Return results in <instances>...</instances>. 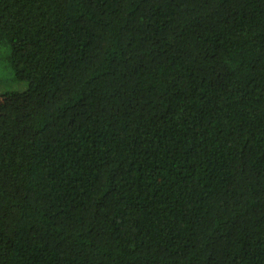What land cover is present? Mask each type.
Listing matches in <instances>:
<instances>
[{
    "label": "trees",
    "instance_id": "trees-1",
    "mask_svg": "<svg viewBox=\"0 0 264 264\" xmlns=\"http://www.w3.org/2000/svg\"><path fill=\"white\" fill-rule=\"evenodd\" d=\"M0 264H264V0H0Z\"/></svg>",
    "mask_w": 264,
    "mask_h": 264
},
{
    "label": "rangeland",
    "instance_id": "rangeland-1",
    "mask_svg": "<svg viewBox=\"0 0 264 264\" xmlns=\"http://www.w3.org/2000/svg\"><path fill=\"white\" fill-rule=\"evenodd\" d=\"M11 46L8 43L0 44V91L5 90H25L28 82L14 77V72L10 63Z\"/></svg>",
    "mask_w": 264,
    "mask_h": 264
}]
</instances>
